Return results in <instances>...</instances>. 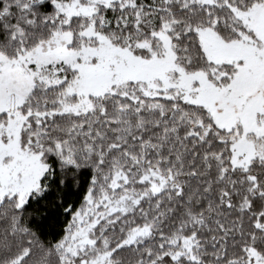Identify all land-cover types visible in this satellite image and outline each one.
Wrapping results in <instances>:
<instances>
[{"label":"snow or ice","instance_id":"obj_1","mask_svg":"<svg viewBox=\"0 0 264 264\" xmlns=\"http://www.w3.org/2000/svg\"><path fill=\"white\" fill-rule=\"evenodd\" d=\"M0 264H264V0H0Z\"/></svg>","mask_w":264,"mask_h":264}]
</instances>
